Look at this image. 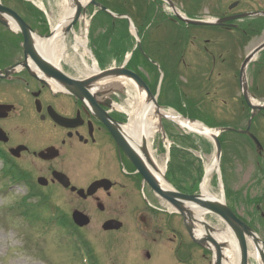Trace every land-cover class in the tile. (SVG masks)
I'll return each instance as SVG.
<instances>
[{
	"label": "rangeland",
	"instance_id": "obj_1",
	"mask_svg": "<svg viewBox=\"0 0 264 264\" xmlns=\"http://www.w3.org/2000/svg\"><path fill=\"white\" fill-rule=\"evenodd\" d=\"M43 1L48 13L52 15L51 21L55 25L61 20L66 1ZM100 1L102 2H100L101 4L111 5L114 9V6L110 4L114 0ZM89 14V11H87L86 16L80 20V24L78 23L74 30L79 33L81 32L82 35L85 25L87 26V46H89L91 53L99 63H102L101 59L110 61L123 56L128 51L132 53L138 46L139 41L137 37L130 28L127 29L125 27L121 19H118L117 29L110 33L111 40L109 41L108 35L104 33L103 26L101 27V24L106 25L109 23L108 19L105 20L106 14L100 12L92 23L90 22ZM129 14L132 15L136 27L140 28L137 15L134 12H130ZM157 24H159V20L156 18L152 24L153 28L149 31H152ZM201 34L203 35L202 38L207 37V35ZM72 36L73 32L66 36L67 52L61 62L74 75L83 78L89 75V72L81 61L80 56L72 49ZM240 46L234 49L229 48L226 52L222 50L224 53L223 58H220L216 53L215 60L212 59L211 55L200 53L199 57L203 58L201 62L202 66L201 63L191 68L181 65L176 67V72L171 71L169 66L158 62L155 54L150 51L151 48H147L149 54L148 60L152 63L156 62L154 63L156 70L149 78L148 84L152 89L156 87L159 103L163 106L176 107L178 104H181L182 108L179 110L183 114L194 115L195 118L206 123L217 121L225 127L241 129L242 125L246 123V113L242 111L239 71L241 59L248 48L243 47V45ZM209 47L211 50L213 49L214 53L216 52L214 44H210ZM200 48H202V45H200ZM80 51L84 52V49L81 47ZM135 54L136 58H140L139 51ZM229 55H231V60L228 62L225 59ZM86 59L90 62V55L86 54ZM141 60L142 56L139 61ZM145 62L146 65H142V62L139 63L147 69L150 63L144 60ZM249 75L251 92L264 100L263 58L257 59V62L251 66ZM126 82H123L126 85V92L122 97L121 104L124 108L131 109L135 104L132 107L131 105L140 97V93L135 87ZM232 104L241 105V108L235 110V112L229 108H223L221 112L211 111L210 107L203 110V107L206 106H227ZM124 114L126 115V113ZM260 117L261 115L256 117L252 132L262 141L263 134H259L261 128L258 127V118ZM126 121H128V114L126 115ZM171 122L174 129L172 131H176L179 135L181 132H184L183 128L176 125V123L174 124L173 121ZM227 134H229L226 141L227 147L224 150V162L221 165H223V181L227 191L226 202L230 207L234 208L239 199V197L235 199V190L240 189L243 196L247 192L250 197H253L256 190V179L259 178L258 174L261 173L256 167L257 160L255 159L254 149L246 142L247 137L234 131L227 132ZM178 138L179 142L183 141L185 146H188L186 145L188 141L185 138ZM159 143H165L168 147V142L162 139L161 132L154 138L152 149L159 164L164 166L166 170L169 159L168 154L164 148L165 146L162 147V150H158ZM189 145L191 146L192 143H189ZM215 155L216 152L213 144L200 143L197 145L192 154V158L196 163L192 174L196 175L197 168L206 166L209 161L215 159ZM200 156H202L201 159L199 158ZM260 160L264 167V156ZM30 164V168L36 173H34L35 175L45 173L44 168L47 166L46 163L33 162ZM53 164L61 166V163L58 162ZM78 164L81 172L84 171L90 178L101 175V173L96 171L98 169L92 161L81 160ZM2 166V162L0 161V264H184L179 262L177 256L174 255L177 242L169 243L165 240L166 237H173L174 234L173 231L165 226V218L170 205L161 197L148 192L147 189L143 190V188H140L141 183L135 184L129 180L126 184L128 188L121 192L118 191L119 193L114 197L116 202L111 205L107 204L111 207L103 215L94 212L93 207L86 205L87 202L84 203L78 199H73L67 193L65 194L59 187L49 186L47 188H40L42 193L48 194L50 199H53L52 205L58 207L62 212L70 214L74 209L73 207H76L87 214L90 213L89 215L92 218L91 223L80 229V237L82 236V241H85V247L90 252L87 254L86 251L77 247L78 243L76 245L72 238L74 235H70L67 230L57 225L44 224L47 221L46 217L51 212H54L53 209L47 213L46 208L36 207L35 211L43 216L37 222L32 223L26 221L23 216H13L23 209L21 207V198L30 189L24 183L13 182L9 176H4L1 170ZM70 173L75 175L73 170ZM259 180L256 185L257 192H260L264 185V179L261 178ZM184 183L190 185L194 181L192 177H188ZM209 185L212 193L220 196L224 189V187L222 188V184L218 185L217 181H213ZM146 198L152 199V203H156V205L164 210H158L156 214L151 211L148 212L146 208H143V204L147 201ZM239 203L240 205L237 206L239 214L247 220L250 219L247 214V203L244 200H241ZM261 206L264 209V202ZM254 210V205L249 206L248 211L254 212ZM91 213L95 215L92 217ZM147 213L150 217V227L145 226L141 220V215L148 216ZM10 216L13 218H10ZM173 216L172 226L178 232H182L186 241L190 243L191 240L187 231L183 228L181 217L178 214ZM110 217L124 222L123 228L117 232H105L101 226L103 221ZM205 218L216 228H225L223 221L216 215L209 213ZM156 229L162 230L160 236ZM255 229L258 230V235L264 238V229L261 222H256ZM154 237L157 240L152 244V247L145 246L148 240ZM249 247L253 250L252 243H249ZM146 250L152 253V259L149 261H146ZM189 250L191 251V258H188L186 264H213L212 252L205 251L201 247L192 244V242ZM139 254L141 256L140 260L133 259V256H139ZM250 261L251 264H257L253 258Z\"/></svg>",
	"mask_w": 264,
	"mask_h": 264
},
{
	"label": "flooded vegetation",
	"instance_id": "obj_2",
	"mask_svg": "<svg viewBox=\"0 0 264 264\" xmlns=\"http://www.w3.org/2000/svg\"><path fill=\"white\" fill-rule=\"evenodd\" d=\"M141 1H143L141 12L152 13L159 22L164 23L156 25L152 31L149 30L153 26L140 27L139 33L142 40L139 59L142 56L140 61L142 65H145L144 60L149 56L147 48H151L150 51L155 54L158 62L161 61L169 66L171 71L176 72V67L180 64L191 68L201 63L203 58H200L199 54H204V51L215 60L216 53L223 58L222 50L226 52L227 49L241 47L240 45L250 49L264 45V0H167L169 2L167 6L166 0ZM2 3L16 10L34 30L44 33L45 20L39 10H32L25 3L22 6H16L15 0H2ZM243 15L245 16L242 17ZM1 16L7 25L0 22V105L12 107L10 110L0 111V127L8 135V141L0 142V144L9 153L10 159L18 167L19 172L25 171L32 174L33 171L37 187L62 188L63 192L73 199L87 202L86 205L93 207L94 212L103 215L111 207L109 205L116 202L114 197L128 188L126 184L129 180L135 184L140 180L138 174L131 169V164L123 151L117 146L110 131L91 107L70 94L54 89L49 82L32 70L29 64L23 66L26 59L24 36L20 31L13 29L11 26L13 22L8 16L3 13ZM181 17H215L223 20L220 25L193 26L187 24ZM201 33L207 37L202 38ZM209 44L215 45V53L213 49H210ZM261 55L258 59H264V52ZM225 60L229 62L231 55ZM115 63L117 65L119 61L116 60ZM142 65L130 68L148 83L155 69L152 65H148L147 69ZM65 70L69 75L74 76L66 68ZM122 95L121 92L111 94L108 99H103V102L119 100ZM208 107L216 112L223 111V108H229L235 112L241 108V105L206 106L203 110ZM107 110L113 118L121 121V116L114 108ZM54 111L68 120L62 123L56 122L52 117ZM263 123L259 125L261 128L259 134H263L264 138ZM54 153H57L56 156H52ZM81 160L92 161L98 169L96 171L101 175L90 178L86 175L87 173L81 172L78 164ZM33 162L46 163L45 173L35 175V171L30 168V163ZM55 162L61 163V166H55L53 164ZM56 170L67 174L71 180V186L74 185L77 188L86 189L92 182L101 179L111 180V187L106 189L105 186H101L92 196L81 198L77 192L71 191V186L63 188L57 180L53 179L52 173ZM72 170L75 175L70 173ZM41 176L47 179L46 186H40L37 183V178ZM258 177V179L255 178V194L250 197L255 203L256 211L261 209L264 202V185L260 192H257L256 187L258 180L264 179V174H258ZM239 202L241 201H238V205H240ZM98 204H102L103 209ZM143 208L156 214L145 206ZM235 208L237 209V206ZM259 212L261 217L263 210ZM91 214L92 217L95 215ZM247 214L250 219L242 218L248 223L257 221V213L250 211ZM141 218L147 227L151 226L150 220L145 215ZM172 218L166 215L165 226L175 231ZM156 231L160 236L162 230L156 229ZM156 240L155 237L148 240L145 246L152 247ZM165 240L169 243L177 242L183 247L186 259L191 256L190 243L186 239L182 240L181 235L174 233L173 237H166ZM145 257L146 261L152 259L148 250ZM133 259L140 260V254Z\"/></svg>",
	"mask_w": 264,
	"mask_h": 264
},
{
	"label": "water",
	"instance_id": "obj_3",
	"mask_svg": "<svg viewBox=\"0 0 264 264\" xmlns=\"http://www.w3.org/2000/svg\"><path fill=\"white\" fill-rule=\"evenodd\" d=\"M89 3L98 6L105 11H108L107 8L99 4L97 0H90L87 4ZM87 4L84 6L81 5L80 3H77V12L75 18L65 28V34H67L69 30H71V28L78 21L81 15L86 13ZM0 11L5 12L8 15L12 16V18L15 20L16 25L22 31L24 35V48H25L26 57L27 55H30V57L33 60L38 62L40 65H43L45 72L44 74L46 75V77L49 79H54L57 83L62 85V87L66 92L71 93L77 98L83 101L85 100L92 105L98 117L104 122V124L110 130L118 146L125 152L129 160L134 164L136 171L142 175L143 180L148 183V185L154 190L155 193H157L160 197H162L165 201H167L172 207H174L176 212H178L183 216L185 226L193 241L198 245L202 247H207L214 252V264H225L227 260L224 254V250L228 247L229 244L226 241L218 240L214 236V233H219L222 230L212 226L206 220L198 221V219L194 217L191 209L187 206V202L198 204L202 208H205L207 210V213L215 214L224 222L226 227L230 229L234 238L236 239L237 246L239 249V264H249L250 242L253 244L254 249L259 252L260 259L257 260L258 263L264 264V241L258 237V235L254 232V230L250 226H248L244 221H242L240 218L236 216V214L226 205L223 199L217 200V199L206 198L203 196L202 191L199 193L187 194V193L179 192L174 189L172 190L162 187L160 182L157 180V178L153 175V173L150 171V168L148 167V163L152 165V162L149 158L148 150L146 148V143H144V146L141 148V152L145 157L144 159L142 154L140 155L137 152V150L132 147L128 138L122 133L121 131L122 123L117 122L107 112L100 109V105L111 106V103L106 104L100 101V99L99 100L97 99V97L102 98L109 91L99 90V87H97L96 84L104 79H111L118 77L129 78L130 80H132V82H134V84L140 91H144L146 93L147 101H152L154 105L158 109H160L161 107L158 105L156 97L152 94L147 84L144 82V80L141 78L139 74L126 68L124 65L120 68L101 71L85 79L70 78L66 76L60 69L52 66L48 61H46L44 57H42L39 54L33 42L34 32L30 28V26L22 20V18L18 15L17 12L3 6L1 2H0ZM0 21L6 23V21L3 20L1 16H0ZM187 21L192 24L208 23L205 21H196V20H187ZM212 23H216V21ZM52 34H53V30L46 37H50L52 36ZM37 36L40 38H46L45 36H41V35H37ZM258 50L254 51L245 59L241 68V84L243 87L244 96L248 104L252 107L253 113L251 115V118L249 119L247 128L245 130H241L240 132L246 133L251 136L252 134L250 133V125L252 122V118L255 116L256 110H260L262 107L252 105L250 102L247 93L245 69L247 64L250 62V60L253 58L254 54ZM24 64H26V62ZM3 109H10V106L0 105V110ZM54 119L60 123L66 121L65 118L59 116L58 114H54ZM223 130H228V128L215 129V131L210 134L203 133L204 135H207L213 139L216 147V160L218 162H220L221 153H222V148L218 136L219 133L222 132ZM0 140L2 141L8 140L6 133L1 128H0ZM255 141L257 142V140ZM53 174L65 187H68L70 185L69 179L64 174L56 171ZM39 182L42 184L46 183V181L43 178H40ZM101 183H104V180L99 182H94L88 189V195L94 193ZM72 190H76V188L73 187ZM78 194L85 197L87 196L84 190L82 189L78 190ZM73 219L75 223L79 226H85L90 222V219L87 215L77 210L73 212ZM196 223L197 224L199 223L201 227H203L204 229V234L199 237L196 235V229H197ZM121 226L122 223L116 220H108L103 224V228L105 230L119 229Z\"/></svg>",
	"mask_w": 264,
	"mask_h": 264
},
{
	"label": "bare ground",
	"instance_id": "obj_4",
	"mask_svg": "<svg viewBox=\"0 0 264 264\" xmlns=\"http://www.w3.org/2000/svg\"><path fill=\"white\" fill-rule=\"evenodd\" d=\"M66 6L64 9V14L62 17L61 24L54 29V32L51 37L49 38H39L34 35L33 42L35 44L36 49L38 50L39 54L46 59L52 66L55 68L60 69L66 76L73 78L72 76L66 74L60 67V62L65 57L67 52V40L65 34V28L73 21L77 12V3L81 5H86L90 0H65ZM4 15L8 16L12 22L15 20L12 16L8 15L5 12H1ZM87 27L85 25L84 33L73 31V39H72V49L74 52L80 56L81 61L83 62L84 66L88 70V74L98 73L99 69L96 64V61L91 54L90 50L87 47V38H86ZM81 47L84 49V52H81ZM86 54L90 55L92 59L91 64L86 59ZM28 64L32 68V70L36 71L41 77L47 78L44 74V67L40 65L38 62L33 60L32 58L28 59ZM75 79V78H74ZM54 80V79H52ZM112 80H102L98 82V85H105ZM55 81V80H54ZM122 82H126V80L122 79ZM55 83V82H53ZM128 84L135 87V85L130 81L127 80ZM54 88L59 86L53 84ZM136 88V87H135ZM137 89V88H136ZM140 97L136 99L135 103L131 105V109H126L119 105H116L118 110L124 111L128 114V123L121 127L122 133L128 138L130 144L137 152L145 159L143 153L141 152V148L146 143V148L148 150L149 158L152 162V165L148 163V167L153 175L157 178L160 182L162 187L172 189V186L166 181L165 179V167L161 166L158 160L155 157V152L152 149L153 140L156 135L161 131L160 126V119L162 116H168L171 119L177 121L183 127H187L190 129H195L197 126L200 125L197 122H189L186 119L181 118L178 115L172 114L170 112H166L163 110L158 109L152 101H147L144 96L143 92H140ZM199 132L204 134H210L212 130L208 128H200L198 129ZM219 172V162L214 159L209 161L205 166V175L200 185V189L202 194L206 198L210 199H217L221 200L223 197V192L218 196L216 193H212L210 190L209 183L212 181L213 175ZM173 190V189H172ZM187 206L193 212V215L198 221L205 220V216L207 214V210L202 208L198 204L187 202ZM221 230V229H220ZM204 234V229L198 223L196 229V235L199 237ZM214 236L220 241H226L229 245L224 250V254L227 260V264H239V249L237 246L236 239L234 238L232 232L227 227L222 229L219 233H214ZM250 256L256 260L260 259L259 252L257 250L250 251Z\"/></svg>",
	"mask_w": 264,
	"mask_h": 264
},
{
	"label": "trees",
	"instance_id": "obj_5",
	"mask_svg": "<svg viewBox=\"0 0 264 264\" xmlns=\"http://www.w3.org/2000/svg\"><path fill=\"white\" fill-rule=\"evenodd\" d=\"M46 32H48L46 28ZM136 62V58L133 57L130 61V65H133ZM213 124V123H211ZM210 124V125H211ZM221 142H223V136L220 137ZM192 143L191 147H195V144L193 141H190ZM0 160L3 162V168L2 173L4 176L9 177H16V169L13 163L10 161L8 154H5L0 149ZM196 163L195 160L192 158V154L186 150L185 148H179L176 146H173L171 148V159L169 162L168 172L167 176L171 180V182L178 187L182 191H191L193 189H196L197 183L199 182L201 176H202V168L198 167L196 175L192 174L193 168L195 169ZM194 175V176H193ZM179 177H181L179 179ZM188 177H192L194 183L187 185L185 184V179ZM35 196L37 198V201L35 203H27L26 207L30 205L28 208H26L23 212H20L19 215L23 216L26 221L29 223L37 222L43 215L39 214L35 211L36 207H47L49 197L45 194L38 193L36 191H33L29 195H26L23 197V201L26 202L28 197ZM15 217V216H14ZM10 218H13L10 216ZM47 221L44 222V224H56L57 226L64 228L70 233H79L78 228L73 224L71 219L64 213H60L57 210V214L54 215L51 214L48 217H46ZM82 241V236H81ZM82 243L84 244L85 241L83 240ZM86 244H84L85 246Z\"/></svg>",
	"mask_w": 264,
	"mask_h": 264
}]
</instances>
